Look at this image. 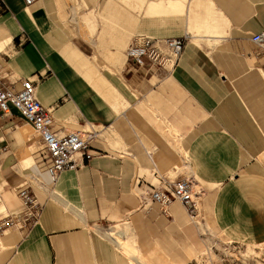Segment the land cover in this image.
<instances>
[{"label": "crops", "instance_id": "0c3cea01", "mask_svg": "<svg viewBox=\"0 0 264 264\" xmlns=\"http://www.w3.org/2000/svg\"><path fill=\"white\" fill-rule=\"evenodd\" d=\"M142 1L0 0L3 82L31 79L59 134L94 133L91 157L52 180L31 125L0 115V213L22 211V183L42 205L5 229L0 264H184L195 224L145 194L190 174L196 225L264 243V0ZM140 33L185 36L169 71L127 59Z\"/></svg>", "mask_w": 264, "mask_h": 264}, {"label": "built area", "instance_id": "2783aa9c", "mask_svg": "<svg viewBox=\"0 0 264 264\" xmlns=\"http://www.w3.org/2000/svg\"><path fill=\"white\" fill-rule=\"evenodd\" d=\"M36 0H24L30 5ZM251 40L264 49V29L251 36ZM185 36L157 38L146 34H136L125 49L127 59L138 67L156 68L169 71L181 55ZM19 86L3 82L0 65V115L11 113L14 108L20 118L31 125L41 142L46 158V170L52 180L65 170H76L91 157L89 146L93 131L72 130L59 134L53 128L50 109L41 104L35 94V85L29 78L19 80ZM77 154L80 160H77ZM17 195L22 203V211L13 216L0 218V230L11 224H34L40 217L42 205L27 184L17 187ZM202 181L194 174L182 176L168 184L151 187L145 194L165 209L170 203L180 201L194 221L199 216V205L206 193Z\"/></svg>", "mask_w": 264, "mask_h": 264}, {"label": "rangeland", "instance_id": "374dc122", "mask_svg": "<svg viewBox=\"0 0 264 264\" xmlns=\"http://www.w3.org/2000/svg\"><path fill=\"white\" fill-rule=\"evenodd\" d=\"M139 1L143 2L142 0ZM124 2L128 3L130 0H124ZM5 213V211H1L0 217L6 215ZM188 219L197 227L195 229L190 223L194 228H192L193 232L196 233L194 239L198 243V250L189 255L188 261L184 264H264V243L260 245H246L229 241L210 223L206 226L196 225L200 216L194 221L189 217ZM9 226H5L0 230V250L6 244L3 235L6 234L5 229Z\"/></svg>", "mask_w": 264, "mask_h": 264}]
</instances>
